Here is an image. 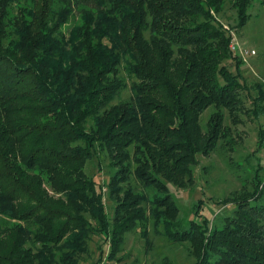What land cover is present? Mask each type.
<instances>
[{"label":"trees","instance_id":"1","mask_svg":"<svg viewBox=\"0 0 264 264\" xmlns=\"http://www.w3.org/2000/svg\"><path fill=\"white\" fill-rule=\"evenodd\" d=\"M252 3L0 0V264H84L95 237L93 264L119 263L138 230L148 250L151 234L189 243L194 264H264L260 157L220 224L202 200L184 222L172 192L194 189L200 156L242 140L244 116H264V86L230 50ZM263 147L260 128L252 155ZM97 157L110 171L99 187L86 173Z\"/></svg>","mask_w":264,"mask_h":264},{"label":"rangeland","instance_id":"2","mask_svg":"<svg viewBox=\"0 0 264 264\" xmlns=\"http://www.w3.org/2000/svg\"><path fill=\"white\" fill-rule=\"evenodd\" d=\"M251 20L238 33L233 34L232 39L236 37V41L242 49L254 51L255 55L240 58L236 53L231 51L235 57L242 60L243 76L248 84H262L264 86V0H253L249 11ZM231 19L223 18V22L231 27L235 19L234 13L230 12ZM232 41L230 43L231 50ZM234 62H226L233 72H235ZM261 86V85H260ZM131 96L129 88L123 92L122 98L127 99ZM244 98L247 95L244 94ZM247 101V106H249ZM214 112L211 108L206 114ZM264 129V116L260 120H255L251 117H243V124L237 127L236 135H241L242 140L236 145L229 148L222 145L217 151L209 156H200L199 164L195 167V185L187 188L188 190H178L172 188V192L177 197V203L180 207L181 217L184 222H188L193 218V204L199 200L204 202L203 214L210 220L215 218L216 224H220L224 217L231 216L234 211V206L230 203L226 206L222 201L225 195L236 190H240L243 186L249 190L251 182L254 180L255 172L258 168L257 157L261 159L260 178L264 181V147L257 155H252L258 146L259 129ZM235 135V136H236ZM234 142V141H233ZM230 146V144H228ZM86 173L93 179L98 187L103 186L109 180L110 171L107 167V161L102 157L95 158L89 161L86 166ZM264 185V182H263ZM46 194L51 202L49 206H58L56 200L61 195L52 192L45 186ZM106 191V189H104ZM108 212L113 211V203L106 199ZM264 202V200L262 201ZM51 206V207H52ZM54 208V207H53ZM64 208H62L63 210ZM73 206L69 210H72ZM69 211L68 209H64ZM152 232V231H151ZM154 241L153 248L148 250L147 243L141 237L140 231H133L125 235V243L122 251L117 258L122 259L119 263H110L105 261L103 264H194L196 256H193L190 250L189 243H169L160 238L158 235L151 234ZM102 242L95 237L91 243L90 253L86 256L84 264H93L100 256V246ZM147 247V248H146ZM103 251L107 255L109 252L108 246L103 247Z\"/></svg>","mask_w":264,"mask_h":264},{"label":"built area","instance_id":"3","mask_svg":"<svg viewBox=\"0 0 264 264\" xmlns=\"http://www.w3.org/2000/svg\"><path fill=\"white\" fill-rule=\"evenodd\" d=\"M236 37L232 39V45H231V50L236 53L238 56L246 59L247 57L251 55H255L254 51H249L247 49H242L238 41H236Z\"/></svg>","mask_w":264,"mask_h":264}]
</instances>
